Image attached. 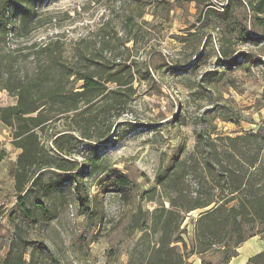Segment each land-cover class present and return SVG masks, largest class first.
Segmentation results:
<instances>
[{"label":"rangeland","instance_id":"rangeland-1","mask_svg":"<svg viewBox=\"0 0 264 264\" xmlns=\"http://www.w3.org/2000/svg\"><path fill=\"white\" fill-rule=\"evenodd\" d=\"M229 1L42 0L36 6L40 26L27 37L11 35L7 49L23 50L58 37L71 60L80 40L88 38L97 51L102 42L111 41L108 50L96 55L113 60L125 52L137 81L127 107L97 120L93 135L100 143L81 139L79 133L86 128L73 116L41 134L51 149L59 135H72L63 143L68 156L60 158L75 169L80 182L76 190L71 182H62L63 172L46 173L47 183L63 189L43 200L57 214L48 224L29 225L23 219L12 188L20 151L11 144L12 130L0 123V151L7 153L0 161V264L12 245L24 243L29 245L24 259L28 263L33 257L31 264H139L158 236L132 231V218L143 210L142 225L149 228L154 211L168 206L157 177L193 151L196 133L234 136L264 125V29L255 25L245 2L231 0L236 7L226 10ZM222 49L229 58L222 56ZM15 103L0 90V108ZM114 170L133 183L132 198L101 192L97 219L91 221L82 206L83 193L87 190L89 199L94 198L97 185ZM149 191L154 195H145ZM200 213L185 216L187 253ZM220 259L188 255L186 263L218 264Z\"/></svg>","mask_w":264,"mask_h":264},{"label":"trees","instance_id":"trees-1","mask_svg":"<svg viewBox=\"0 0 264 264\" xmlns=\"http://www.w3.org/2000/svg\"><path fill=\"white\" fill-rule=\"evenodd\" d=\"M41 1L0 0V90L16 99L14 105L0 108V123L12 130L11 144L20 151L13 174L14 190L17 205L29 225L48 224L57 218L43 201L58 189L52 181H45L47 172H63L62 182H71L76 190L80 188L78 173L60 158L68 156L63 143L73 139L72 135H59L51 149L42 142L41 134L51 124L73 116V121L79 120L78 124L86 128L79 137L100 143L93 135L97 120L127 107L137 81L125 52L113 60L96 55L108 50L111 41L102 42L97 51L90 48L88 38L80 40L73 46L71 60L58 37L32 43L23 50L7 49L11 35L27 37L40 26L42 18L38 17L36 6ZM242 1L253 13L255 25L264 29V0ZM229 6L236 7L231 0L226 10ZM231 12L228 18L234 15V10ZM244 36L249 38L248 32ZM222 56L230 57L223 49ZM119 113L113 115L115 120ZM112 126L108 127L109 132ZM6 154L0 151V161ZM157 183L168 196V206L154 211L149 228H145L146 223L142 225L145 213L141 209L131 221L132 231L158 236L155 245L140 257L139 264H187L188 255H220L218 264H230L249 239L264 240V125L257 131L234 136L196 133L193 151L169 165L157 177ZM97 187L99 193L94 198L89 199L86 190L81 200L91 221L97 219V197L101 192L117 194L124 200L133 195L131 180L116 170L108 173ZM150 194L154 195L152 191L145 193ZM194 212L201 213L187 253L189 246L182 226L185 216ZM3 215L0 207V219ZM28 246L12 245L1 264H31L33 257L28 263L24 259ZM202 264L213 263L204 260ZM247 264H264V251Z\"/></svg>","mask_w":264,"mask_h":264},{"label":"crops","instance_id":"crops-1","mask_svg":"<svg viewBox=\"0 0 264 264\" xmlns=\"http://www.w3.org/2000/svg\"><path fill=\"white\" fill-rule=\"evenodd\" d=\"M3 149L7 150L5 146L3 147ZM1 187L3 189V185H1ZM13 187L14 184L12 188ZM263 251H264V240L261 237H253L240 247L238 251V257L234 258L230 264H247L250 258L260 254Z\"/></svg>","mask_w":264,"mask_h":264}]
</instances>
